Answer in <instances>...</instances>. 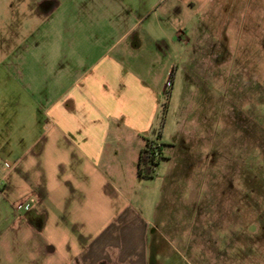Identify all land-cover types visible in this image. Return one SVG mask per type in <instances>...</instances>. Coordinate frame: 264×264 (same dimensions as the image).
<instances>
[{
    "label": "crops",
    "instance_id": "obj_1",
    "mask_svg": "<svg viewBox=\"0 0 264 264\" xmlns=\"http://www.w3.org/2000/svg\"><path fill=\"white\" fill-rule=\"evenodd\" d=\"M214 1L31 0L29 46L56 56L45 88L61 91L0 193V264H149L128 184L162 145L171 55Z\"/></svg>",
    "mask_w": 264,
    "mask_h": 264
},
{
    "label": "rangeland",
    "instance_id": "obj_2",
    "mask_svg": "<svg viewBox=\"0 0 264 264\" xmlns=\"http://www.w3.org/2000/svg\"><path fill=\"white\" fill-rule=\"evenodd\" d=\"M30 4L0 0V193L61 91L45 88L56 56L29 46ZM197 15L171 55L163 160L128 206L150 224L149 264H264V0Z\"/></svg>",
    "mask_w": 264,
    "mask_h": 264
},
{
    "label": "trees",
    "instance_id": "obj_3",
    "mask_svg": "<svg viewBox=\"0 0 264 264\" xmlns=\"http://www.w3.org/2000/svg\"><path fill=\"white\" fill-rule=\"evenodd\" d=\"M172 85V78L170 76L168 80V88ZM166 97H168L169 93L165 91ZM167 108V102L163 104V115H162V122L163 124V116L164 112ZM162 145L156 141H147L143 150L140 152L138 157V168H137V175L139 178L142 179H149L152 178L156 173V168L161 160H163L162 152H161ZM157 154V158L155 159L153 154Z\"/></svg>",
    "mask_w": 264,
    "mask_h": 264
},
{
    "label": "built area",
    "instance_id": "obj_4",
    "mask_svg": "<svg viewBox=\"0 0 264 264\" xmlns=\"http://www.w3.org/2000/svg\"><path fill=\"white\" fill-rule=\"evenodd\" d=\"M153 156H154V158H155V159L157 158V154H156V151H155V153L153 154Z\"/></svg>",
    "mask_w": 264,
    "mask_h": 264
}]
</instances>
